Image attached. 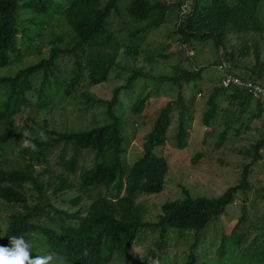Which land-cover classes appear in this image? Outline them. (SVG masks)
I'll return each mask as SVG.
<instances>
[{"label":"trees","instance_id":"obj_1","mask_svg":"<svg viewBox=\"0 0 264 264\" xmlns=\"http://www.w3.org/2000/svg\"><path fill=\"white\" fill-rule=\"evenodd\" d=\"M119 1L0 0V68L20 60V46L26 40L31 41L35 32L40 34V28L52 19H64L74 33L71 45H54L48 56L18 69L13 75L0 76V157L17 149L22 159L18 166H14V161L6 167L0 166V218L2 212L8 217L4 233L0 234V245L8 246L11 236H23L32 245V256L51 254V264H107L129 255L134 243L150 230L157 236L139 264L154 261L173 264L174 257L167 251L169 235L188 230L201 233L241 196V215L230 233H221L219 240L211 238L206 244L208 250L202 253L204 260L196 252L202 241V236H198L184 253L182 262L226 264L229 258L237 257L240 261L247 259L253 264H264V234L257 236L261 237L258 241L253 239L246 245V233L239 232L247 217L244 201L251 188V167L262 159L264 138L241 149L250 160L243 164L237 184L213 198L192 197L188 189L182 187V198L162 203L155 221L144 220L147 208L137 199L164 189L169 165L156 148L163 147L167 140L174 103L179 109L173 136L177 148L187 144L189 132L182 105L184 94L179 92L175 99L166 101L154 119L144 136L141 156L128 164L125 154L129 140L123 135L125 127L114 106L119 102V92L131 86L137 71H131L126 83L113 89L109 100L94 99L90 92L80 93L82 85L85 88L105 81L118 57L120 47L112 51L111 45L115 42V32L121 29L112 28L113 17L119 14ZM125 5L130 18L144 23L131 35L159 27L168 21V14L173 11L177 14L174 33L179 50L194 46L197 40H212L217 49L221 48L216 64L223 61L227 69H218L220 77L209 93L208 107L201 120L209 127L217 115V101L227 102V112L232 113L233 118L227 116V126L220 132L216 147L222 144L226 130L248 111L251 102L254 105L252 117L262 116L264 99H254L242 86L224 88L220 81L224 70L258 82L264 77V0H127ZM232 35L236 37L235 42H231ZM135 52L134 47L125 49L128 57L135 56ZM248 55L252 62L246 61ZM66 62H70V66H65ZM204 67L181 70L175 79L189 83L201 75ZM78 96L83 97L85 108L92 101L105 105L110 121L80 130L56 131L43 126V139L28 137L35 144V151L21 146L24 137L14 121L19 109L29 103L41 109ZM147 96L137 100L133 112L143 110ZM59 146L55 164L61 171L56 172L52 171L49 155ZM68 150H71L69 156ZM85 152L92 154L90 167L83 164ZM201 156V152L195 153L192 162L196 163ZM36 165L46 167L38 171ZM77 172L79 175L72 177ZM44 175H48L45 180ZM74 187L79 189V194L70 199L62 198L65 191ZM91 190H96V195H90ZM83 197L90 200L84 207L80 205ZM57 200L70 201L78 208L68 213L56 205Z\"/></svg>","mask_w":264,"mask_h":264},{"label":"rangeland","instance_id":"obj_2","mask_svg":"<svg viewBox=\"0 0 264 264\" xmlns=\"http://www.w3.org/2000/svg\"><path fill=\"white\" fill-rule=\"evenodd\" d=\"M126 1L120 0L118 2L119 11L117 13L119 14H116L112 20L113 29L121 27L120 30L115 32V42L111 45L112 51L116 46L120 47L115 64L109 71L108 78L105 81L93 85L86 84L88 86H85V88L82 85L80 86V93L90 92L93 94L94 99L109 100L113 95V89L124 85L127 77L131 76V71H137V76L131 86L119 92V102L114 106V111L119 115L121 123L125 127L123 135L129 140L125 154L128 164H132L141 156L144 136L149 132L154 119L166 101L175 99L179 92L184 94L182 105L187 122V131L189 132L187 144L183 148H177L174 145L173 136L177 129L179 115V109L174 103L172 121L167 130V140L163 147L156 148V152L162 154L169 165L164 189L158 194L142 195L137 199L139 203L147 208L144 220L155 221L160 213L162 203L183 197L182 187L188 189L192 197L205 196L213 198L220 195L229 186L237 184L243 164L250 160L249 157L241 153V149L256 140L264 138V113L259 118L252 117L254 105L251 102L248 111L241 115L238 122L235 121L226 130L228 132L222 144L216 147L215 143L220 132L225 128L227 116L233 118L232 113L227 112V102L224 100L217 101V115L209 127L202 124L201 120L208 107L209 93L220 77L221 72L216 68V62L219 61L221 48L217 49L212 40H197L194 46H186L179 50L180 46L176 42L174 33L177 14L173 11L168 14V21L159 27L131 35L132 31L142 27L144 23L136 22L127 15L125 10ZM40 31V34L35 32L31 41L26 40L24 45L20 46V60L0 68V76L13 75L18 69L48 56L49 49L54 45L66 46L71 45L73 42L74 33L64 19L59 21L52 19L48 24H44ZM20 36L19 39L22 40V36ZM230 39L231 42L236 41V37L233 35ZM28 44L30 47L27 48L26 45ZM129 47L136 49L135 56L128 57L125 54V49ZM161 53L164 55L167 53L172 54L167 57H160L159 54ZM246 61L252 62V57L248 55ZM65 66H70V62H66ZM195 66H206L202 69L199 77L192 79L189 83L175 79V76L181 70L191 71ZM260 81L264 83V77ZM146 95L148 96L144 99L143 110L138 113L133 112V105L139 98H145ZM58 102H54L56 103L54 108V103L41 109H37L33 103H29L19 109L14 115V121L17 128L21 129L23 137L25 131H28L30 133L29 137L43 139V126L56 131L80 130L110 121L106 113V106L96 101L89 102L86 108L81 96ZM262 105L264 107V100ZM233 110L236 113L237 110L235 108ZM246 125L251 127L247 128ZM132 131H134L133 136ZM41 133H43V136H41ZM59 149L60 146L49 155L52 171L55 170L56 172L61 171V168L55 164ZM197 152H201L202 156L196 163H193L192 159ZM70 153L71 150H68V156ZM261 155L262 159L251 167L252 171L249 175L251 188L247 191L246 201H244L247 217L239 228V232L246 233V245H249L253 239L258 241L261 237L257 238V236L264 234V197H262L264 195V148L261 150ZM10 161L15 162L14 166L21 164L22 159L19 158L17 149L0 157V166L6 167L9 163H12ZM83 164L85 167L91 166L92 154L90 152L83 154ZM45 167V165H36L35 169L41 171ZM78 175L77 172L72 177L76 178ZM47 176L44 175L42 178L45 180ZM52 180H54V177H52ZM79 193V189L74 187L65 191L62 198L70 199ZM96 193V190L89 192L92 196ZM89 202L88 198L83 197L80 205L84 207ZM242 203L241 196L236 198L227 207V212L219 215L201 233L197 234L190 230L182 233H171L168 239L167 251L171 258L174 257L173 264H184L182 262L185 257L184 253L188 251L189 246L197 240L198 236H202V241L198 244L196 252L201 254L203 260L206 259L202 254L208 250L206 244L208 245L211 238H218L217 240H219L221 233L226 235L230 233L241 215ZM56 205L68 213H72L78 208V205L75 206L70 201L57 200ZM7 220L6 213L2 212L0 234L4 233ZM156 236L157 233L150 230L146 231V235L134 243L129 255L115 258L107 264H139L146 254L148 245ZM208 255L213 254L208 253ZM243 260L240 261L237 257H232L228 259L226 264H253L247 259ZM153 264L159 263L154 261Z\"/></svg>","mask_w":264,"mask_h":264},{"label":"clouds","instance_id":"obj_3","mask_svg":"<svg viewBox=\"0 0 264 264\" xmlns=\"http://www.w3.org/2000/svg\"><path fill=\"white\" fill-rule=\"evenodd\" d=\"M28 131L24 133V139H22V147H31L33 151L36 150L35 144L31 139ZM43 136V133H41ZM53 257L48 255H36L32 256V245L24 239L23 236H11L9 238V245H0V264H51Z\"/></svg>","mask_w":264,"mask_h":264},{"label":"built area","instance_id":"obj_4","mask_svg":"<svg viewBox=\"0 0 264 264\" xmlns=\"http://www.w3.org/2000/svg\"><path fill=\"white\" fill-rule=\"evenodd\" d=\"M217 68L219 70H223V68L227 69V65L223 61H221L217 65ZM220 84L224 88L231 85L242 86L248 91L249 94H251L254 99H264V83L255 81L249 77H245L244 79H242L238 76L226 73V71L224 70V74L221 78Z\"/></svg>","mask_w":264,"mask_h":264}]
</instances>
